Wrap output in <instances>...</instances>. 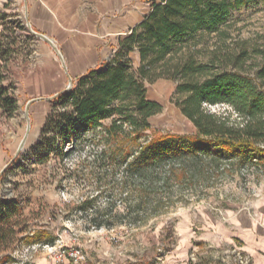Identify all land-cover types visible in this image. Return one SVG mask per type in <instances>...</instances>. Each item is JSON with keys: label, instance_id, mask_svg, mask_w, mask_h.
Here are the masks:
<instances>
[{"label": "trees", "instance_id": "16d2710c", "mask_svg": "<svg viewBox=\"0 0 264 264\" xmlns=\"http://www.w3.org/2000/svg\"><path fill=\"white\" fill-rule=\"evenodd\" d=\"M249 1L152 0L150 12L103 63L105 70L89 71L53 99L33 150L45 163L88 149L81 165L92 177L89 182L117 191L103 205L95 196L81 203L94 228L142 227L186 202L187 191L198 193L243 171L264 173V58L248 65L244 50L231 69L210 72L196 57L200 39ZM10 16L0 19L7 22ZM6 25L11 27L0 34V110L12 118L18 99L12 84L3 82L18 42L11 36L17 33L14 22ZM133 53L139 55L137 67ZM159 80L179 83L185 97L176 104L195 134L154 131L150 119L160 106L146 93L147 85ZM219 104L228 109L218 113L207 107ZM17 207L16 200H0V246L6 250L18 241L13 230H5ZM6 261L14 259L8 255Z\"/></svg>", "mask_w": 264, "mask_h": 264}, {"label": "rangeland", "instance_id": "374dc122", "mask_svg": "<svg viewBox=\"0 0 264 264\" xmlns=\"http://www.w3.org/2000/svg\"><path fill=\"white\" fill-rule=\"evenodd\" d=\"M15 12L21 16L20 11ZM6 24L0 21L2 30L9 26ZM16 32L11 36L18 43L22 41L23 47L15 49L10 58L16 60L15 65L19 60L27 63L24 69L28 75L38 73L42 66L40 40L28 26ZM196 50L198 63L210 72L224 70L225 66L231 69L233 60L244 50L249 52L248 65L262 62L264 0H252L232 9L227 23L200 39ZM131 56L137 67V55ZM45 81L46 90H55L54 79ZM31 82L25 78L18 90L11 83L19 104L12 118L0 110V173L4 170L0 200L18 203L16 216L5 224V230H13L18 241L7 250L0 246V264H239L234 250L247 254L242 245L229 243L220 235L229 229L231 216L241 210L250 212L264 197V173L243 171L242 175L215 181L198 193L187 191L186 202L145 226L96 229L89 223V213L80 210L81 203L95 196L96 204L103 205L117 191L89 182L92 177L81 165L88 149L69 158L38 162L33 148L59 93H34ZM178 84L159 80L147 85V99L160 106L150 122L159 133L193 135L196 128L176 104L177 99L185 97L178 92ZM207 107L218 113L228 109L224 104ZM8 255L13 262L6 261Z\"/></svg>", "mask_w": 264, "mask_h": 264}, {"label": "crops", "instance_id": "0c3cea01", "mask_svg": "<svg viewBox=\"0 0 264 264\" xmlns=\"http://www.w3.org/2000/svg\"><path fill=\"white\" fill-rule=\"evenodd\" d=\"M151 1L16 0V6L11 8L8 0H0V16L16 9L20 11L33 36L40 40L38 52L42 59L38 73L33 71L28 75L24 69L27 63L19 60L15 65L13 61L16 60L9 58L6 63L8 78L3 85L14 83L18 90L25 78H29L34 93L65 91L68 81H75L101 67L113 55L120 40L150 12ZM2 31L0 25V34ZM19 47L23 44L17 43L14 48ZM134 54L139 59L138 53ZM50 78L55 80V90H46L45 80ZM220 236L229 243H240L253 264H264V197L250 212L241 210L231 216L229 229Z\"/></svg>", "mask_w": 264, "mask_h": 264}, {"label": "built area", "instance_id": "2783aa9c", "mask_svg": "<svg viewBox=\"0 0 264 264\" xmlns=\"http://www.w3.org/2000/svg\"><path fill=\"white\" fill-rule=\"evenodd\" d=\"M10 1V7L16 6V0ZM7 22H14L15 30L18 31L19 28L24 30L27 29V25L23 22L22 17L18 13H13V16L8 17ZM235 255L238 257L239 264H253V260L250 255L245 254L242 250L237 248L234 250ZM244 253V254H243Z\"/></svg>", "mask_w": 264, "mask_h": 264}, {"label": "water", "instance_id": "95a60500", "mask_svg": "<svg viewBox=\"0 0 264 264\" xmlns=\"http://www.w3.org/2000/svg\"><path fill=\"white\" fill-rule=\"evenodd\" d=\"M41 37H43L45 40H47L48 42H50V43H52L51 42V40H49L48 38H46L45 36H41ZM110 61V58H108L107 59V62H109ZM105 66H101L98 70L99 71H103V70H105ZM73 84H74V81L73 80H70V84H69V86H68V88L66 89V90H70L71 88H72V86H73ZM56 97V96H55ZM33 101H35V100H32L31 102H33ZM30 102V103H31ZM30 127V126H29ZM3 172H4V170L0 173V177H1V175L3 174Z\"/></svg>", "mask_w": 264, "mask_h": 264}]
</instances>
